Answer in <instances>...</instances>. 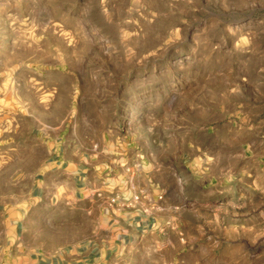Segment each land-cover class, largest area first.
I'll use <instances>...</instances> for the list:
<instances>
[{
  "label": "rangeland",
  "instance_id": "obj_1",
  "mask_svg": "<svg viewBox=\"0 0 264 264\" xmlns=\"http://www.w3.org/2000/svg\"><path fill=\"white\" fill-rule=\"evenodd\" d=\"M6 212L16 262L264 264V0H0Z\"/></svg>",
  "mask_w": 264,
  "mask_h": 264
},
{
  "label": "crops",
  "instance_id": "obj_2",
  "mask_svg": "<svg viewBox=\"0 0 264 264\" xmlns=\"http://www.w3.org/2000/svg\"><path fill=\"white\" fill-rule=\"evenodd\" d=\"M3 216V215H2ZM2 221H5L4 225L0 227V264H34L28 258L16 262L13 259H9V239H12L13 233L9 230V215L6 212ZM12 257V256H11ZM43 264V263H36Z\"/></svg>",
  "mask_w": 264,
  "mask_h": 264
}]
</instances>
